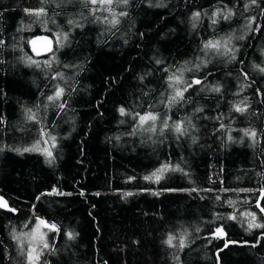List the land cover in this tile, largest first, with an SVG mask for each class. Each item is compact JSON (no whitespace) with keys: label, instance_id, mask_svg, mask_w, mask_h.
Returning <instances> with one entry per match:
<instances>
[{"label":"trees","instance_id":"1","mask_svg":"<svg viewBox=\"0 0 264 264\" xmlns=\"http://www.w3.org/2000/svg\"><path fill=\"white\" fill-rule=\"evenodd\" d=\"M92 7L98 5L84 0H0V194L18 210L0 209V264H29L27 243L22 252L12 237L30 232L37 217L60 229H43L54 252L45 250L39 264H264V229L248 231L251 217L242 215L255 213L264 223L257 207L261 195L264 207V0H129L119 7L114 0V11L128 13L114 29L94 20ZM40 8L45 14L25 11ZM218 9L233 15L213 25ZM195 12L201 15L193 28ZM40 33L53 36L52 52L33 51ZM58 33H68L63 47ZM229 36L234 60L202 50L207 40ZM53 56L58 63L46 68ZM182 66L191 69L186 82L202 84L185 92L190 102L168 110L160 103L170 94L163 69ZM57 72L63 79H52ZM55 85L64 96L49 102ZM242 101L248 108L238 113L233 106ZM121 106L159 113L157 132L129 135L135 121L120 116ZM29 108L39 124L26 119ZM166 115L169 125L184 120L187 135H161ZM41 125L57 138L53 165L23 151L40 139ZM244 129L257 132L255 142ZM162 164L184 171L166 172L158 183L144 179ZM54 188L71 195H49ZM218 227L226 238L214 237ZM169 235L174 246L165 243ZM225 239L236 243L217 260Z\"/></svg>","mask_w":264,"mask_h":264},{"label":"snow or ice","instance_id":"2","mask_svg":"<svg viewBox=\"0 0 264 264\" xmlns=\"http://www.w3.org/2000/svg\"><path fill=\"white\" fill-rule=\"evenodd\" d=\"M86 4H91L93 6L98 5V7H92L90 9V12L92 13L94 20L100 21L101 23H105L111 26V28H116L117 25L120 24V17H125L128 15L126 11H120L117 13L113 9V3L114 0H84ZM116 6L119 7L120 5H127L129 3V0H115ZM251 4L256 5L257 0H251ZM249 7L248 4H245V8L247 9ZM25 11L28 14H34V15H43L44 9L40 8L37 10H29L25 9ZM103 11L105 13H108V15H105L103 17L96 15L97 12ZM206 14V13H205ZM200 13L195 12L193 13L192 20L193 24L192 27H196V21L199 20L200 18ZM233 15L231 11L224 13L220 11L219 9L213 12L212 17H210L211 22L213 25L217 23V17H220L222 19H229L230 16ZM109 16L111 17L109 19ZM255 17H252L249 23H252L255 21ZM69 24H72L73 21L69 20ZM77 27H80L81 25L77 24ZM256 31H259V27L255 29ZM56 44L59 47L65 46V42L68 41V33H63L62 36L61 34H57L56 37ZM231 37H226L218 40H207L206 42L203 43L202 45V50L207 54L208 52H212L215 55L219 56H226L229 57L230 59L234 60L235 57V50L233 47H231ZM4 42L3 40H0V45H2ZM33 45V51L39 55V51L35 48V41L31 42ZM46 51L52 52V47H51V41L48 42L46 46ZM57 62L55 61V57L53 56L51 60H46L44 61V65L46 68H51L52 63ZM26 63L29 65H35L36 67H40V62L37 60L32 59L31 57H28L26 60ZM58 63V62H57ZM157 64H160L161 61L156 60ZM187 63V62H186ZM201 64L206 65L207 61H201ZM64 67H68L67 65H64ZM200 67L199 64L195 65V68L198 70ZM258 67V66H256ZM191 71V69H186L185 67L181 68H176L172 70L171 72L169 71L168 68H164L163 71L168 73L167 75V86L168 89H170V94L165 98L162 96L160 103L164 104V107L168 110H170L172 107H174L177 104L181 103H188L190 102V97L188 100H185V92L189 90V88H193L195 85H201L202 81L199 79H193L191 82H186L183 79L184 71ZM261 72H264V68L259 69ZM208 75H211L209 73ZM245 77H247V73L243 74ZM53 80H59L63 79V73L62 72H57L53 77ZM143 79V77H141ZM206 79V77H205ZM182 86V87H181ZM210 91L219 93L221 92V88L219 86H213L210 88ZM65 89L63 87H60L59 85L54 86V93L53 95H50L47 97V100L49 102H56L60 101L62 97L64 96ZM243 104V106H241ZM66 106V103H59L57 107L61 110H63ZM46 107V106H45ZM151 107V105L149 106ZM234 110L238 113H245L247 111L248 106L244 104L242 101L241 104H236L233 106ZM196 112H202V108H196ZM118 112L120 116H131L132 119L135 121V125L132 129V132L129 133V135H136L137 132H148V133H156L157 132V121L160 120L159 113H154L152 111H147L143 115L140 114L139 112H136L135 114L129 112L127 109L124 107H119ZM25 116L28 121H34L36 123H40V119L37 116V113L34 112L32 109H26L25 110ZM171 119L170 116H165V118L160 121L161 127H160V133L163 135L164 131L167 129H170L173 131L175 134H177V138L180 136L187 135L188 129L185 127V121H176L173 122L171 125H169V120ZM216 119H220V117H216ZM4 123L2 116H0V124ZM123 123V121H121ZM187 123L191 127H195V125L191 124V119L189 118ZM221 128H225V125L221 123L220 125ZM230 131V130H229ZM40 139L35 142V144L32 147L25 148L23 149L24 152H39L45 157V162L48 163L49 165H53L55 163V156L53 154V149L56 148V141L57 138L54 135H51L50 131H46L45 127L41 125L40 129ZM244 135L251 137L253 142L256 141L257 137V132L255 130H248L244 129L243 130ZM228 140L231 141L233 138L231 135H228ZM119 139V137H117ZM193 143L196 142V138H192ZM41 144L44 146L41 147ZM17 151H20L17 149ZM169 171H174V172H183L184 170L180 168V166L177 164L176 166H172L171 164H162L160 168L156 169L153 173H151L148 176H145V180H150L154 182H159L163 178V174ZM187 175V173H185ZM129 179H134L130 177ZM49 195L55 194V195H71V193H63L60 192L57 189H53L51 193H48ZM83 195V193H81ZM99 195V193H97ZM126 196L133 195V193H125ZM231 204L232 202L229 201ZM257 207L259 208L261 213H264V207H260L259 203L257 204ZM0 209H6L11 212H15L16 209L12 208L9 206L8 202L4 199V197L0 196ZM242 215L245 216H250L251 219L247 223V230L251 231L252 229H264V223H257L256 222V216L255 213H243ZM227 219L235 220L236 216L232 215L227 217ZM27 227V225H25ZM43 229H47L50 232H55L59 233L60 229L55 223H48V221L37 217L36 218V224L34 228L27 233H23L21 235L13 234V239L18 242L19 247L21 248V251L23 252V249L25 247V244L27 243L28 246V251L26 253L27 259L29 261V264H39L40 257L43 255L44 251L47 250L49 253L54 252V248L49 246V243L47 241V232L43 231ZM214 237L216 238H226L227 233L224 232L223 227H218L214 230L213 233ZM264 235V233H262ZM66 236L69 240H74L75 235L73 232L69 231L66 233ZM176 239V237L169 235L165 243H167L169 246H174L173 241ZM231 243H236L234 241H229L225 239L224 247L219 249L217 252V260H219V255L220 252L224 250V248H227L229 244ZM185 244V238L184 235H181L179 239V247H184Z\"/></svg>","mask_w":264,"mask_h":264},{"label":"water","instance_id":"3","mask_svg":"<svg viewBox=\"0 0 264 264\" xmlns=\"http://www.w3.org/2000/svg\"><path fill=\"white\" fill-rule=\"evenodd\" d=\"M32 41H35V48L37 49V51H39V55H42V54H45V53H48V51H46L45 49H46V46H47V44H48V42L49 41H51V47H52V50L54 49V47H55V40H54V38H53V36H51V35H49V34H45V33H40V34H37V35H35L32 39H31V42ZM30 42V43H31ZM31 47H32V49H33V45H32V43H31ZM36 53V52H35ZM37 54V53H36ZM0 196H2V197H4V199L8 202V204H9V206L10 207H12L11 206V204H10V202L8 201V199L4 196V195H2V194H0ZM261 198H262V195H261V197H260V200H259V205H260V207H261ZM12 208H14V207H12ZM16 209V208H15ZM3 210H6V209H3ZM6 211H8V210H6ZM15 214H17L18 213V210L16 209V211L14 212Z\"/></svg>","mask_w":264,"mask_h":264},{"label":"bare ground","instance_id":"4","mask_svg":"<svg viewBox=\"0 0 264 264\" xmlns=\"http://www.w3.org/2000/svg\"><path fill=\"white\" fill-rule=\"evenodd\" d=\"M12 206V205H11ZM13 207V206H12ZM15 208V207H14ZM3 210V209H2Z\"/></svg>","mask_w":264,"mask_h":264}]
</instances>
